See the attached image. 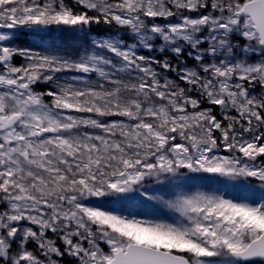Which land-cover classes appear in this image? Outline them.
Instances as JSON below:
<instances>
[{"label": "snow or ice", "instance_id": "snow-or-ice-1", "mask_svg": "<svg viewBox=\"0 0 264 264\" xmlns=\"http://www.w3.org/2000/svg\"><path fill=\"white\" fill-rule=\"evenodd\" d=\"M0 264H264V0H0Z\"/></svg>", "mask_w": 264, "mask_h": 264}, {"label": "rangeland", "instance_id": "rangeland-1", "mask_svg": "<svg viewBox=\"0 0 264 264\" xmlns=\"http://www.w3.org/2000/svg\"><path fill=\"white\" fill-rule=\"evenodd\" d=\"M158 22L162 23L163 21H158ZM103 26L110 27L108 25H103ZM111 28L112 29L114 28V29L113 30L110 29V31H104V32H99V33H97L96 31H93L91 29V34H92V36H105V35H109V34L118 35V36H122L128 43H132L131 34L126 29L120 28L119 26H115V25H113ZM56 37H57L58 42L61 41V40H67L69 42H75L77 44H79L82 40L90 39V37L84 36L83 33H80V34H76V33H65V34L56 33ZM20 38L25 39L24 43H21L19 41V43H21L22 45H26V44L32 43V42H34L37 39V37L32 36V35H28V34H21ZM157 44H159V41L157 42ZM140 54H148V53H147V50L141 49L140 50ZM156 54L160 55V53H156ZM172 75H174V74H172ZM193 183H196V182H193ZM214 187H219V186L218 185H214ZM133 203L135 204V203H138V202H133ZM148 210L149 211L159 210L160 212H166L167 211L166 209L160 208L159 205H156L155 208L148 209Z\"/></svg>", "mask_w": 264, "mask_h": 264}, {"label": "trees", "instance_id": "trees-1", "mask_svg": "<svg viewBox=\"0 0 264 264\" xmlns=\"http://www.w3.org/2000/svg\"><path fill=\"white\" fill-rule=\"evenodd\" d=\"M66 2H70V0H66ZM97 25H94V26H92L93 28V31H96L97 33H99V32H104V31H110V29H111V27H107V26H103V24L102 25H98L97 27H96ZM99 26H100V28H99ZM102 26V27H101ZM19 41L21 42V43H24V41H25V39H23V38H19ZM171 54L169 53V56H170Z\"/></svg>", "mask_w": 264, "mask_h": 264}, {"label": "bare ground", "instance_id": "bare-ground-1", "mask_svg": "<svg viewBox=\"0 0 264 264\" xmlns=\"http://www.w3.org/2000/svg\"><path fill=\"white\" fill-rule=\"evenodd\" d=\"M97 26H98V25H97ZM97 26H96V27H97ZM101 27H102V26H101ZM110 27H112V26H110ZM92 28H93V27H92ZM99 28H100V26H99ZM111 29H112V28H111ZM113 29H114V28H113ZM113 29H112V30H113ZM92 30H93V29H92Z\"/></svg>", "mask_w": 264, "mask_h": 264}]
</instances>
